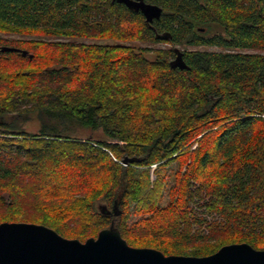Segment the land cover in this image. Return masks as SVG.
<instances>
[{"label":"trees","instance_id":"1","mask_svg":"<svg viewBox=\"0 0 264 264\" xmlns=\"http://www.w3.org/2000/svg\"><path fill=\"white\" fill-rule=\"evenodd\" d=\"M144 1L151 23L117 0H0V33L23 36L0 47L27 50H0V222L80 241L114 223L165 255L263 249L264 0Z\"/></svg>","mask_w":264,"mask_h":264},{"label":"water","instance_id":"2","mask_svg":"<svg viewBox=\"0 0 264 264\" xmlns=\"http://www.w3.org/2000/svg\"><path fill=\"white\" fill-rule=\"evenodd\" d=\"M130 9L141 12L151 23L162 14V8L144 0H117ZM1 51H18L22 56L27 50L1 46ZM31 58L32 55L28 54ZM173 64L186 68L180 54ZM137 158H124L128 164ZM103 212L104 205L98 206ZM116 204L111 210L117 215ZM0 264H264V248L256 249L248 243H231L205 256L165 255L151 247H133L121 236L114 223L101 229L96 237L85 241L67 238L54 229L36 223L0 222Z\"/></svg>","mask_w":264,"mask_h":264},{"label":"rangeland","instance_id":"3","mask_svg":"<svg viewBox=\"0 0 264 264\" xmlns=\"http://www.w3.org/2000/svg\"><path fill=\"white\" fill-rule=\"evenodd\" d=\"M0 37L4 40H7L8 42H12L13 40H18V39H21L23 38V36H19V35H13V34H4V33H0ZM27 38V37H25ZM109 42V41H107ZM132 44H136V45H142V46H145L146 44H139L138 42H133ZM148 46H151V47H166L167 45L164 44V43H156V44H149ZM149 57H153V55L151 54H148ZM22 125V128L26 131H30V132H35L38 130V121L37 119L34 117L33 114L29 115L23 122L20 123ZM89 133V131L87 130H81L79 131V134L81 136H86L87 134ZM156 165H152L151 166V179H154V169H155ZM179 169V166H178V162H174L170 165V167H168V177H167V188L171 185H173L174 183V172L177 171ZM185 169V166L183 167L182 171H184ZM167 188L166 190L163 192V198L160 202V205H165L167 202H168V194H167ZM201 202H199L198 204H193L191 205L192 209L195 210V211H201L202 210V207L199 206ZM102 204V203H101ZM130 209H131V212L132 214L130 215V220L129 222H133V221H136L138 220L140 217H142L143 215H140V214H136L133 212L134 210V205L131 204L130 206ZM147 215V214H146ZM145 215V216H146Z\"/></svg>","mask_w":264,"mask_h":264}]
</instances>
